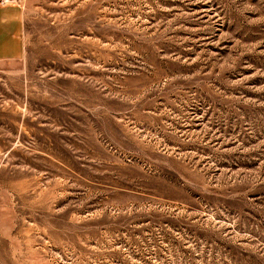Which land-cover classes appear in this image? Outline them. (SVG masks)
Listing matches in <instances>:
<instances>
[{
	"label": "rangeland",
	"instance_id": "rangeland-1",
	"mask_svg": "<svg viewBox=\"0 0 264 264\" xmlns=\"http://www.w3.org/2000/svg\"><path fill=\"white\" fill-rule=\"evenodd\" d=\"M0 264H264V0H2Z\"/></svg>",
	"mask_w": 264,
	"mask_h": 264
},
{
	"label": "crops",
	"instance_id": "crops-1",
	"mask_svg": "<svg viewBox=\"0 0 264 264\" xmlns=\"http://www.w3.org/2000/svg\"><path fill=\"white\" fill-rule=\"evenodd\" d=\"M23 31L21 8L0 0V61L23 58L26 53Z\"/></svg>",
	"mask_w": 264,
	"mask_h": 264
}]
</instances>
